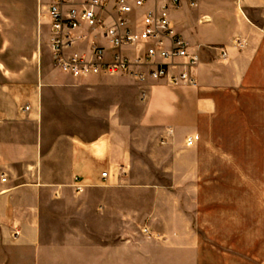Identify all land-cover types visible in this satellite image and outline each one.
Here are the masks:
<instances>
[{"label":"rangeland","instance_id":"obj_1","mask_svg":"<svg viewBox=\"0 0 264 264\" xmlns=\"http://www.w3.org/2000/svg\"><path fill=\"white\" fill-rule=\"evenodd\" d=\"M47 4L0 0V81L54 68ZM88 76L46 95L47 142L112 126L131 161L89 190L73 176L43 210L39 245L1 246V264H264V90L221 93L195 144L176 151L141 127L128 76Z\"/></svg>","mask_w":264,"mask_h":264},{"label":"crops","instance_id":"obj_2","mask_svg":"<svg viewBox=\"0 0 264 264\" xmlns=\"http://www.w3.org/2000/svg\"><path fill=\"white\" fill-rule=\"evenodd\" d=\"M162 1L145 0L129 17L138 23L145 11ZM109 2L108 14L116 16L114 0ZM169 18L199 57L193 72L195 84L172 86L151 79L138 81L126 73L117 75L128 76L142 97L141 127L160 132L163 143L176 144V151L190 150L201 118L213 112L221 93L264 90V0H196L194 6L190 0H180L177 8H170ZM74 35L77 40L68 52L87 58L91 41L104 48L106 60L116 52L134 60L152 48L139 44L114 49L97 30L87 27ZM220 49L225 50L224 56ZM53 67L40 66L38 77L31 80L0 81V175L6 176V182H0V247L39 245L43 210L63 197L73 176L80 180L82 190H89L100 184L103 171L108 181L118 182L117 167L131 161L130 147L128 152L117 146L112 126L91 139L73 133L47 142L46 95L54 89L76 87L85 79ZM194 135L197 138L188 145L187 138Z\"/></svg>","mask_w":264,"mask_h":264},{"label":"built area","instance_id":"obj_3","mask_svg":"<svg viewBox=\"0 0 264 264\" xmlns=\"http://www.w3.org/2000/svg\"><path fill=\"white\" fill-rule=\"evenodd\" d=\"M144 3L145 0H114L112 7L116 16H111L108 14L109 0H48V47L54 65L73 77L126 73L138 81L151 79L172 86L195 84L193 72L199 57L189 50L169 18L170 8H177L180 0H163L161 5L155 4L137 23L129 16ZM195 4L196 0H190L191 6ZM103 14H108L107 19ZM82 27L100 30L114 49L139 44H149L152 48L134 60L118 52L111 60H106L104 48L95 41H91L89 58L75 51L68 52L77 40L75 31ZM236 44L241 45V42L237 40ZM220 50L224 56L225 50ZM27 109V106L23 108ZM196 138L197 135L189 136L186 143L190 145ZM108 177L107 171L100 173L101 181H107ZM0 182H6L4 173L0 175ZM74 187L76 191L82 188L77 177Z\"/></svg>","mask_w":264,"mask_h":264}]
</instances>
